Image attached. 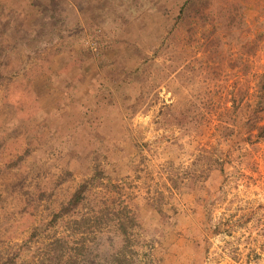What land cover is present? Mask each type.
<instances>
[{"label": "rangeland", "instance_id": "374dc122", "mask_svg": "<svg viewBox=\"0 0 264 264\" xmlns=\"http://www.w3.org/2000/svg\"><path fill=\"white\" fill-rule=\"evenodd\" d=\"M184 1L0 0V264H264V140L227 155L219 133L264 36L244 77L233 55L213 71ZM239 2L252 39L264 0ZM81 214L82 254L54 239Z\"/></svg>", "mask_w": 264, "mask_h": 264}, {"label": "trees", "instance_id": "16d2710c", "mask_svg": "<svg viewBox=\"0 0 264 264\" xmlns=\"http://www.w3.org/2000/svg\"><path fill=\"white\" fill-rule=\"evenodd\" d=\"M229 0H192L191 1V13L192 21L189 22V30L193 31V27L196 24L205 25L203 26V49H204V60L202 65L211 66L214 71L218 69V65H222L220 55L226 57L233 55L234 59L229 58L231 62L229 69H233V66L237 64L238 72L244 77L246 68L253 67L254 62L249 61V55L255 54L260 47V42L264 36V28L259 31H254L255 36L250 39L247 34V22H245L244 14H240L237 7L240 6L239 0L228 2ZM189 0H185L183 5L178 11V19L184 14L185 7ZM232 3V4H231ZM261 7L259 11H263L264 3L259 2L253 4ZM202 9H209L208 13H202ZM210 9H214L213 13ZM258 19L253 18V23H257ZM237 32L234 35V32ZM232 32V33H231ZM234 35V44H229L226 39ZM218 56V57H217ZM232 57V56H231ZM260 70H254L252 72L253 79V89L251 93L247 94L246 80L244 84L242 79L240 83H237L239 92L231 93L230 105H223L221 107L220 113V127L221 133L220 137L224 140L226 146V154L228 155L231 151L237 150L238 152L243 151L245 153H250L251 151H256L258 146L256 145L259 141L264 140V66H259ZM212 70L210 72H212ZM139 66L135 68V72L138 73ZM225 70L221 69L216 73L215 77H219ZM221 72V73H220ZM241 77V78H242ZM210 80L211 76L208 77ZM243 91V92H241ZM234 94H237L235 96ZM225 114V116L223 115ZM252 118L249 120V118ZM234 137V138H233ZM245 145L247 148H245ZM88 181H83L78 184L75 189L70 193L68 198L61 203L56 209H54L49 219L44 223H41L33 228V234L36 235L37 230L45 229L47 227H52L56 225L61 218L71 215L79 204L82 203L84 199V193L87 189ZM86 214V213H85ZM116 229L122 234L125 233L124 223L118 216L115 217ZM75 224V229H69L65 236L59 238H54L55 241L62 240L61 242L65 245H71L75 240H79L81 244V251L78 253L82 254V249L84 248L85 242L84 238L87 232L83 228L88 222L87 215H79L78 219L72 220ZM94 225V224H93ZM220 226L216 225L213 229V233L219 231ZM95 230H91L93 234ZM92 238V237H91ZM86 240V239H85ZM87 241V240H86ZM78 250V248H77ZM69 255V253H67ZM80 257L74 258V261L82 259Z\"/></svg>", "mask_w": 264, "mask_h": 264}]
</instances>
